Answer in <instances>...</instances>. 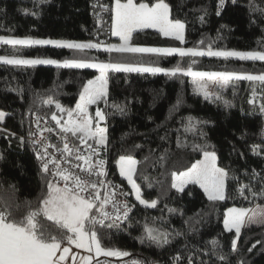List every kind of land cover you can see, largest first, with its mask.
Masks as SVG:
<instances>
[{"label": "trees", "instance_id": "1", "mask_svg": "<svg viewBox=\"0 0 264 264\" xmlns=\"http://www.w3.org/2000/svg\"><path fill=\"white\" fill-rule=\"evenodd\" d=\"M136 2L151 4L156 0ZM165 2L170 5L171 18L185 24L184 41L146 29L133 34L134 46L207 51L211 44L213 51L264 50V15L261 14L264 0H235V3L225 0L222 10L218 8L219 0ZM114 4L115 0H0L1 36L91 41L101 45L98 49L77 51L52 45H32L18 50L0 44V54L16 52L60 61L83 59L166 69L179 66L197 71L264 73V61L107 52L105 47L119 40L112 35ZM99 73V68L0 63V109L7 112L0 122V156L3 157L0 206L5 201L19 204L20 211L13 213L17 218L23 214L26 201L36 206L49 179L41 171L29 138L35 113L49 116L56 112L55 104L43 102L49 97L64 107L73 106L83 86ZM108 75L107 96L97 102L107 123L108 169L131 190L120 175L117 162L121 155L135 158L138 164L134 179L141 186L142 198L158 203L155 208L145 207L132 193L134 211L120 225L122 230L97 226L102 246L128 251L131 256L143 257L148 264H238L239 261L264 264V224L246 225L236 251L231 250L235 230L229 232L224 227L228 208L264 204V198L245 200L238 193L240 184L251 182L258 190L264 181V154L251 151L253 145L264 149L263 114L259 111V103L264 101L258 95L255 106L250 103L254 87L258 93L264 90L239 80L222 92L223 100L230 102L231 106H227L221 101L205 99L184 73L171 76L109 69ZM114 104L124 106L123 114ZM190 118L201 123L194 131H185L184 125ZM201 132L206 135H200ZM20 137H24L23 144ZM184 144L187 147L179 146ZM205 144L211 146L208 150L216 151L219 166L229 172L226 198L222 201H209L198 184L185 186L183 192L171 186L173 172L185 171L202 158V152L194 150L193 145ZM253 173L258 175L253 177ZM149 184L152 186L148 187ZM41 223L46 231L60 235L54 222L42 218ZM146 226L169 232L171 243L158 247L148 241ZM177 232L181 234L176 235ZM214 240L219 246H213ZM219 256H225L226 262H221Z\"/></svg>", "mask_w": 264, "mask_h": 264}, {"label": "snow or ice", "instance_id": "2", "mask_svg": "<svg viewBox=\"0 0 264 264\" xmlns=\"http://www.w3.org/2000/svg\"><path fill=\"white\" fill-rule=\"evenodd\" d=\"M223 6L225 0H219ZM235 3V0H233ZM253 11H258L253 5H249ZM264 15V11L261 12ZM35 15V13H33ZM155 28L164 36L174 37L178 41L184 40L185 24L172 19L170 5L165 0H156L155 3L139 2L136 0H115V22L112 34L119 37L121 43L110 44L105 47L107 52L117 53H150L172 55L179 54L180 57L191 55L215 56V57H237L245 61H264V50L252 51H213L211 44L207 51L195 48L179 47H142L134 46L131 41L133 34L138 30ZM203 43V41H201ZM0 44L4 45H55L77 51L87 49H98L100 44L94 42H76L67 40L33 39L32 37L0 36ZM0 63L8 65H36L54 64L63 67L74 68H99L100 76L94 80H88L79 93V102L75 108H65L58 101L49 97L44 103L55 104L56 113L51 114V120L58 125L59 138L62 147L50 144L44 132H54V128H40V117L36 118L38 132H29L32 139L36 159L40 162L41 171L51 177L45 183L41 197L38 198L36 206L31 201L24 203V212L17 218L14 211H20V205H13L5 201L0 206V264H67L71 254L72 264H93V260L99 256L106 257H129L131 253L118 248H105L96 231L97 226L107 229L122 230L120 225L123 221L129 220V212L135 205H130L127 196L134 193L135 199L145 207L155 208L158 201H148L142 198L141 186L136 182L134 176L137 171L138 161L132 156L121 155L118 160L119 173L125 177L131 185V193L124 192L118 185L107 180L108 172L105 168V160L94 159L101 148L107 147V129L101 127L99 121L106 119L105 114L97 108L95 116L89 113V105L96 104L98 100L107 96V70L140 73H165L176 76L177 73H184L194 77L197 89L203 93L205 99L221 101L227 106L230 102L224 101L218 92L209 91L207 83L203 78L217 85L220 89L227 87L233 80H246L253 85H259L264 90V73L250 74L237 72H198L191 67L187 69L179 66L166 69L159 66H149L132 63H96L83 59H27L17 56H0ZM195 63V61H193ZM264 101V93H258L253 88L252 103L256 104L257 96ZM107 102V101H105ZM121 114L124 106L113 105ZM259 111L264 114V102L259 103ZM6 113L0 111V122H3ZM66 116V119H65ZM63 121V122H62ZM95 122V123H94ZM201 123L191 118L184 125L185 131H194ZM15 135V133H11ZM200 135H206L201 132ZM39 136V138H36ZM73 138V142L70 139ZM21 144L24 137L19 138ZM91 141V143H90ZM83 146V149L81 148ZM187 147L186 144L179 145ZM139 147V146H137ZM209 145H193V149L203 154V159L197 160L187 170L172 173V187L183 192L185 186L198 184L209 201H222L226 198V181L229 179L227 169L219 167L217 153L215 150H208ZM53 148L60 153L59 158L49 149ZM251 151L256 155L264 154V149L259 145H253ZM3 157L0 156V159ZM253 173V177L257 176ZM239 181L236 176L231 177ZM152 185L149 184L148 187ZM247 191V194H246ZM238 193L245 200L250 197L253 201L257 198H264V181L257 190L251 182L240 184ZM109 206L111 210H109ZM174 211V210H170ZM54 222L60 235H54L45 230L41 219ZM107 222V223H106ZM264 224V204H256L255 207L229 208L224 218V227L227 231L235 230V238L232 241L231 250H237V241L240 238L241 230L246 225ZM147 240L163 247L171 243L170 233L161 231L159 228H144ZM181 233L177 232L176 235ZM65 241L66 246H63ZM143 242V240L141 241ZM259 243V241L257 242ZM214 247L219 246L218 241H212ZM83 249L87 255L73 253L72 247ZM255 247V245H253ZM59 253V255H58ZM179 260L180 257H175ZM190 259V258H189ZM221 262H226L225 256H219ZM131 264H144L139 259H134ZM238 264H244L239 261Z\"/></svg>", "mask_w": 264, "mask_h": 264}, {"label": "built area", "instance_id": "3", "mask_svg": "<svg viewBox=\"0 0 264 264\" xmlns=\"http://www.w3.org/2000/svg\"><path fill=\"white\" fill-rule=\"evenodd\" d=\"M223 7H224V5L223 6H220V3L218 4L219 10H222ZM104 15H105V12H102L101 13V16H104ZM98 76H96V77H98ZM94 79H92V80H94ZM107 79L109 80L108 73H107ZM78 102H79V95L77 97L76 103H78ZM76 103L73 106L65 107V108H75ZM97 108H99V107H97V103L96 104H93V105H89V113L93 117L95 116V111L97 110ZM99 110H101L104 113L103 109L99 108ZM54 113H56L58 115H62L61 113H59V110L58 109ZM37 116H39L41 118L40 119V122H39L40 123V128H54V129H57V131H54V132H47V131L44 132L43 135H44V137L47 138L48 142L50 144L57 145L58 147H62L63 145H62L61 140L59 138L58 125H56L55 121L51 120V115L47 116L44 113H40V112L35 113V115L33 117V124H32V127H31V131L32 132H38L39 131L37 129V126H36V118H37ZM262 117H263V121H262V127H261V136L264 139V114H263ZM65 119H66V116H65ZM99 124H100L101 127H105L107 129L106 119L104 121H99ZM29 138L32 141L33 138H31L30 136H29ZM36 138H39V136H37ZM69 139H70V146H71V142H73V138L69 137ZM90 143H91V141H90ZM81 148L83 149V146H81ZM49 151L50 152H54L56 154V156L59 158L60 153L59 152H56L55 149L50 148ZM108 154H109L108 147L101 148V150L99 151V153L97 154V156L94 157V159H97L98 158V159L105 160V162H106L105 163V168H106V170L108 172V176L106 177V179L112 181L115 185H118L122 191L131 193V190L126 185H124L122 182H120V180L117 178L116 173L115 172H112L111 173L110 170L108 169V162H109V160H108ZM38 164L40 166V162L39 161H38ZM47 177L49 179H51L50 176L47 175ZM131 195H132V193L129 196H127V200H128V202H129L130 205H134L133 202H132V200H131ZM109 210H111L110 206H109ZM133 211H134V207L129 212V219L132 217ZM127 221L128 220L123 221L121 224H124ZM134 259H139V260L143 261L144 264H148L147 261H146V259H144L143 257H139V256H129V257H123V258L104 257L102 259H99V260L95 261L93 264H131V261L134 260ZM165 264H168V263H165Z\"/></svg>", "mask_w": 264, "mask_h": 264}, {"label": "rangeland", "instance_id": "4", "mask_svg": "<svg viewBox=\"0 0 264 264\" xmlns=\"http://www.w3.org/2000/svg\"><path fill=\"white\" fill-rule=\"evenodd\" d=\"M0 36H1V35H0ZM13 37H16V36H13ZM20 38H23V37H20ZM32 38H33V37H32ZM33 39H51V38H33ZM52 40H64V39H52ZM67 41H74V40H67ZM76 42H86V41H76ZM9 46H11L12 48H17L18 50H20V49H22L23 47H30V46H32V45H15V46H13V45H9ZM52 46H55V45H52ZM230 51H231V50H230ZM235 51H241V50H235ZM241 52H246V51H241ZM0 56H17V57L27 58V59H53V58L40 57V56H31V55H28V54L16 53V52H13V53H11V54H0ZM233 58H237V57H233ZM238 59H239V58H238ZM55 60H57V59H55ZM59 61H60V60H59ZM36 65H38V64H36ZM43 65H54V64H43ZM21 66H31V65H21ZM162 68H164V67H162ZM108 71H109V70H107V73H108ZM193 71H197V70H193ZM198 72H214V71H198ZM100 74H101V72L99 73V76H100ZM151 74H153V73H151ZM190 78H191V81H192V83H193V85H194L196 91H197L199 94H202V95H203V93L200 92V91L197 89L196 84L193 82L195 78L192 77V76H190ZM203 79H204V81L207 83L208 88H209V91L214 92V93L218 92L220 96L222 95V92H223V91L227 90L232 84L235 85V84L239 81V80H238V81H237V80H233V81H232L227 87H225V88H223V89H220L217 85H215V84H213L211 81H209L207 77H205V78H203ZM0 111H3V112H5V113L7 114V112L4 111V110H1V109H0ZM134 159H135V158H134ZM201 159H203V156H202ZM199 160H200V159H199ZM217 163H218V161H217ZM218 166H219V164H218ZM219 167H220V166H219ZM118 168H119V165H118ZM123 178L126 180L125 177H123ZM126 181H127V180H126ZM128 185H129V184H128ZM129 186L131 187V185H129ZM250 225H263V224L254 223V224H250ZM242 229H243V228H242ZM66 244H67V242H65L64 245H62V247H63V246H66ZM71 247H72V252H74V253H80L81 255H87V254H88V253H86L83 249H76L74 245L71 246ZM58 255H59V253H58ZM67 264H72V261H71V254L69 255V260L67 261ZM77 264H79V261H77Z\"/></svg>", "mask_w": 264, "mask_h": 264}, {"label": "crops", "instance_id": "5", "mask_svg": "<svg viewBox=\"0 0 264 264\" xmlns=\"http://www.w3.org/2000/svg\"><path fill=\"white\" fill-rule=\"evenodd\" d=\"M121 2H125V1H121ZM170 15H171V10H170ZM114 22H115V4H114V11H113V19H112V32H113ZM148 29L156 30V31L159 32V30H158V29H155V28H148ZM143 30H146V29H143ZM138 31H142V30H138ZM161 34H162V33H161ZM112 35H113V34H112ZM162 35H163V34H162ZM163 36H164V35H163ZM113 37L119 39L117 42H115V43H113V44H119V43H121L119 37H117V36H115V35H113ZM168 37H171V36H168ZM172 38H174V37H172ZM184 38H185V30H184ZM183 41H184V40H183ZM234 207H235V208H240V207H236V206H234ZM254 207H255V206H254ZM230 208H233V207H230ZM251 208H252V207H251ZM228 209H229V208H228ZM228 209L226 210V214H227ZM73 253H74V252H73ZM100 257H104V256H99V257H96L95 259L100 258ZM95 259H94V260H95ZM94 260H93V262H94Z\"/></svg>", "mask_w": 264, "mask_h": 264}]
</instances>
